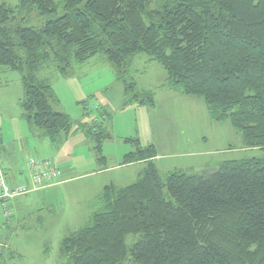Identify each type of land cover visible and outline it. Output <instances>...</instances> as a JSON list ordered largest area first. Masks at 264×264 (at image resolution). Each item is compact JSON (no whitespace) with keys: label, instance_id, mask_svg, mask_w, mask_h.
<instances>
[{"label":"trees","instance_id":"1","mask_svg":"<svg viewBox=\"0 0 264 264\" xmlns=\"http://www.w3.org/2000/svg\"><path fill=\"white\" fill-rule=\"evenodd\" d=\"M96 56L113 68L124 107H155L128 77L133 59L146 56L169 91L201 99L211 121L240 133L243 149L264 152V0L0 3V69L20 74L21 117L36 137L57 143L72 129L39 74L71 78ZM87 134L104 163L109 134L95 123ZM133 143L122 165L144 170L128 186L102 188L98 210L62 240L64 264H264V157L162 178L155 147Z\"/></svg>","mask_w":264,"mask_h":264},{"label":"rangeland","instance_id":"2","mask_svg":"<svg viewBox=\"0 0 264 264\" xmlns=\"http://www.w3.org/2000/svg\"><path fill=\"white\" fill-rule=\"evenodd\" d=\"M17 2L0 0L10 6ZM31 24L35 26L38 21ZM101 58L96 56L87 66L75 69L73 78L51 72L39 74L51 79L58 100L54 110L67 115L72 123L71 133L57 143L30 131L19 106L23 97L21 76L0 69L1 167L24 171L26 161L34 157L49 161L60 174L57 185L19 200L27 209L19 201L13 203L11 219L22 216L8 232L0 226V264H64L61 242L80 230L98 210L94 201L102 188L110 184L128 186L142 170V166L116 167L135 150L134 140L142 147L155 146V166L162 178L178 170L202 174L213 168L212 162L264 157L259 149L225 153L227 147L241 146L240 133L227 122L211 121L201 99L167 91L165 72L147 62L146 56L133 59L128 77L137 84V91L153 94L155 107H124L123 87L115 80L113 68ZM94 123L101 124L110 136L101 147L104 163L98 162L95 143L87 134ZM131 242L129 238L128 244Z\"/></svg>","mask_w":264,"mask_h":264},{"label":"built area","instance_id":"3","mask_svg":"<svg viewBox=\"0 0 264 264\" xmlns=\"http://www.w3.org/2000/svg\"><path fill=\"white\" fill-rule=\"evenodd\" d=\"M26 170L27 176L24 181L13 185L6 179L0 166V214L6 221L13 216L14 202L59 183V172L47 160L29 157L26 161Z\"/></svg>","mask_w":264,"mask_h":264},{"label":"crops","instance_id":"4","mask_svg":"<svg viewBox=\"0 0 264 264\" xmlns=\"http://www.w3.org/2000/svg\"><path fill=\"white\" fill-rule=\"evenodd\" d=\"M94 58H92V59H90L89 61H87L86 63H84L83 65H81V66H78L77 68H76V70H79L80 68H83L84 66H87L88 64H90V62H92L91 60H93ZM135 60V59H134ZM149 60H147V62H148ZM75 72V71H74ZM74 75H75V73L73 74V76L71 77V78H73L74 77ZM115 76V75H114ZM167 91H169V90H167ZM169 92H172V91H169ZM173 94H176V93H174V92H172ZM132 106V105H131ZM99 107V106H98ZM129 107V106H128ZM103 113H104V115L106 116V118H108L109 117V115L107 114V112H105V109H103ZM150 145H152V144H150ZM152 146H154V145H152ZM155 147V146H154ZM156 149V148H155ZM236 150H241V151H246L247 149H243L241 146L238 148V149H235L234 147H227L226 148V152L225 153H233V152H235ZM158 158V154H157V157L153 160V162H154V164H155V161H156V159ZM228 161V160H227ZM221 162H223V161H220V162H212V166H217L218 164H220ZM133 166H142V170L140 171V172H138V174H137V178H136V180L138 179V177H139V175L142 173V171L144 170V168H145V163H143V162H140V163H134V164H131V165H122V164H120L119 166H116L117 168H131V167H133ZM3 170H4V172H5V176H6V179L10 182V183H12V184H17V183H20V182H22V181H24V179L26 178V176H27V173H26V169L24 170V171H22V170H20V169H14V168H12V169H6V168H2ZM179 171V170H178ZM135 180V181H136ZM134 181V182H135ZM133 182V183H134ZM60 183V182H59ZM114 185V184H113ZM115 186V185H114ZM51 188V187H50ZM47 189H49V188H47ZM47 189H45V190H47ZM27 197V196H26ZM19 203L20 204H23L24 205V208H26L27 209V205L25 204V203H23V202H20L19 201ZM33 210V209H32ZM24 212H25V210H24ZM31 212V211H30ZM27 215H29V214H26L25 215V217L27 216ZM22 216V214H20L17 218H15L14 220L13 219H9L8 221H6L3 217V219L1 218V216H0V226L2 227V229H5V231H10V227H12L14 224H16V222H17V220L20 218ZM27 218V217H26ZM0 247H1V245H0Z\"/></svg>","mask_w":264,"mask_h":264}]
</instances>
